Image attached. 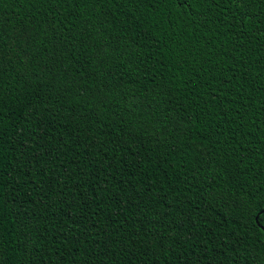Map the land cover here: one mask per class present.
<instances>
[{"label":"trees","instance_id":"16d2710c","mask_svg":"<svg viewBox=\"0 0 264 264\" xmlns=\"http://www.w3.org/2000/svg\"><path fill=\"white\" fill-rule=\"evenodd\" d=\"M264 0H0V264H264Z\"/></svg>","mask_w":264,"mask_h":264},{"label":"water","instance_id":"95a60500","mask_svg":"<svg viewBox=\"0 0 264 264\" xmlns=\"http://www.w3.org/2000/svg\"><path fill=\"white\" fill-rule=\"evenodd\" d=\"M262 228V227H261ZM264 230V228H262Z\"/></svg>","mask_w":264,"mask_h":264}]
</instances>
